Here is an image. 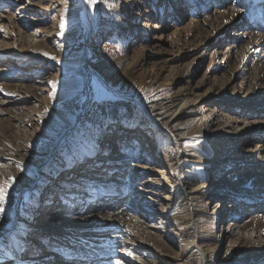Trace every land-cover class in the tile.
Instances as JSON below:
<instances>
[{
	"label": "rangeland",
	"instance_id": "1",
	"mask_svg": "<svg viewBox=\"0 0 264 264\" xmlns=\"http://www.w3.org/2000/svg\"><path fill=\"white\" fill-rule=\"evenodd\" d=\"M15 1L17 2L1 0L0 15L5 10L13 11L29 5L32 7L29 18L33 19L31 16L41 12L35 7L47 5L43 0L14 4ZM66 1L74 7L75 14V23L68 31L74 30L75 33L73 38L63 37L60 42H56L54 51L57 56L69 58L77 50L84 48L92 68L89 72L84 66H76L68 70L66 75L60 73V78L72 77L80 82L79 89L56 106L62 110L67 121L75 123L74 128L65 133V124L61 119L54 122L49 120L43 125L41 118L34 117L37 109L35 99L5 98L7 103L2 104L3 98H0V192L4 194L3 203L0 204V233L9 226L13 212H16L18 220L14 230L25 235L24 240H17L9 235L6 248L18 260L13 264H116L118 255L123 252L120 244H125L130 239L128 232L125 233L124 228L115 232L113 242L120 247L116 248L118 255H113L112 258L106 247L97 245V242L104 241L102 238L98 241V238L103 236L105 224L94 226V221L87 220L101 218L102 214L97 216L101 211L110 212L109 208H103L107 201L98 198L102 195V189L111 182V177L115 178L109 187L116 193L115 199L108 202L111 206L114 202L123 207L130 204L133 206L132 195L152 205L165 204L158 191L162 190V184L168 182L178 184L181 181L189 189H196L192 205L197 221L202 224L197 232L192 229L182 231L187 238L195 239L199 236L203 245L213 247L214 241L211 238L218 228L204 216L205 213H212L214 207L212 202L206 201L217 190L210 187V183L225 178L233 188L237 187L235 168L249 166L250 163L244 162V155L253 146L260 144L264 147V123L258 125L260 127L255 126L264 121V104L255 99L258 92L238 90L233 95L231 91L224 93L221 88L207 92L208 85L217 80L228 84V87L243 84V70L237 65L235 54L229 65L220 60L221 53L227 47L232 44L241 46L243 39L230 35L211 43L208 39L213 34L209 32V26H202L206 33L200 43H206L207 46L198 49L189 59L197 58L198 61L187 73L188 85H184L185 81H182V84L170 87L165 74L157 83L143 76L145 72L160 69L163 59L173 56L163 54L153 46L151 37L142 35L139 28L135 29L136 23L132 19L136 12L142 13L146 7H150L160 22L165 21L166 18L158 16L163 4L160 0H136L140 3L138 10L131 8L133 0H99L98 20L91 32L75 7L80 0ZM179 1L177 6L180 5L182 12L175 14L173 10L174 18L168 20H179L174 21L175 26L176 23L179 24V28L187 26L190 19L197 20L198 16L200 22L206 18L211 19L226 8L233 7V4L234 7L248 6L245 0H200L198 6H193L192 0ZM44 13L40 18L43 21H24V31L31 34L36 30H47L57 22L58 15L52 8ZM178 14L183 16L178 18ZM128 26L131 28L127 30ZM175 30L172 27L169 32L175 34ZM164 48L170 49L167 46ZM237 50L238 48L235 49L236 52ZM178 52L172 50L173 55ZM211 54H217L219 60H208ZM7 60V63L0 65V70L6 71L5 75L30 78L32 81L27 85L36 92L39 89L43 92V86H38L42 80L55 76L59 71L55 66L50 69L36 66L37 70H29L25 66H17L12 59ZM204 79H207L206 87L200 88V82ZM14 83H23V80ZM181 86L189 87L190 93L179 90ZM184 87L183 90L187 89ZM146 88L151 90L144 91ZM260 91H264V84ZM178 93L183 94L184 100L203 103L200 105L202 108L198 106L195 109L204 124L200 130L190 128L191 126L182 122L169 130L161 126L163 122L156 117L155 106L166 103ZM215 116L218 122L230 123V127L225 128V133L222 131L218 135H212L213 125L208 126L207 121ZM235 119L240 122L239 128L233 127ZM243 126L246 140L240 141L236 136L241 133ZM175 138L180 140L178 144L175 143ZM213 140L220 145L219 159L208 164L210 157L206 148ZM239 150L241 154H237ZM262 155L264 157V153ZM263 157L254 161L253 169L264 170ZM48 159L42 168L41 177L36 165H41ZM92 159H98V164L95 165ZM138 164L146 167V172L140 174ZM171 164H175V170L169 174L167 166ZM117 167L123 171L119 177L116 174ZM81 173L90 176L81 180ZM127 182H132L133 187L128 186ZM233 188L219 187L217 194L240 203L239 207L234 208L220 204L222 215L235 216L236 223H240L248 213H252L247 208L244 211L243 206L258 204L249 196L235 194ZM99 202L101 211L96 207ZM260 204L264 206V200ZM251 208L254 210L256 207ZM58 222L65 223L68 227L73 226L74 231L80 226L84 227L82 239L78 233L76 235L70 231V228L64 234L57 235L61 229L55 231L57 229L53 226ZM146 226L156 227L155 232L161 234L160 224L146 222ZM87 241L89 242L86 244ZM50 252L54 256H50ZM222 254L223 248L220 247L208 259L216 263ZM27 255L30 258L25 260ZM138 257L142 258V254H138Z\"/></svg>",
	"mask_w": 264,
	"mask_h": 264
},
{
	"label": "bare ground",
	"instance_id": "2",
	"mask_svg": "<svg viewBox=\"0 0 264 264\" xmlns=\"http://www.w3.org/2000/svg\"><path fill=\"white\" fill-rule=\"evenodd\" d=\"M22 1L29 2L28 0H17L14 4ZM43 1L47 5L36 6L35 8L41 10V12L38 11L31 16L33 19L29 18V11L32 8L29 5L17 8L13 11L5 10L3 15H0V65L7 63V59H12L17 66H25L29 70H37L36 66L46 67L47 69L55 66L59 71L57 70L55 76L47 77L45 80H42L40 82L41 84L38 86H43V92L40 91L39 88V91L36 92L35 89L27 85L28 82L32 81L30 78H26L25 76L5 75L6 71L0 70V98H3L1 103H7L5 98L9 100L16 98L23 99L24 97L35 99L37 102V109L34 117L41 118L43 125L49 122V120L54 122L57 119H61L65 124L64 127L66 130H72L75 123L71 120L67 121L62 110L56 106L58 103L70 98L79 89L80 82L78 79L72 77L60 78V73L66 75L68 70L76 66H84L89 71H92V68L89 65V60L84 52V48L77 50V52L69 58L57 56L54 51V44L60 42L59 40L63 37H74L73 34L75 31H68L75 23L74 7L66 0ZM160 1L163 4L159 8L158 16L166 18L165 21L160 22L159 18L156 17L155 12L152 11L150 7H146L142 13L136 12L132 19L136 23L135 29L139 28L142 35L150 36L154 41L153 46L157 47L163 54H171L173 58H164L162 61L163 66L160 69H154V71L150 73L145 72L143 74L144 77L152 79L153 83H157L160 77L165 74L168 86L171 87L176 84H182V81H185L184 85L187 86V80L189 78L187 73L191 71V68L198 61L197 58L189 59L198 49L207 46L206 43L200 42L205 38L204 33H206L203 31L202 26H209V32L213 34V37L208 39L211 43L219 38H225L230 35H236L243 39L241 46L237 47V44H232L230 47H227L224 52L221 51L222 53L220 55V60L225 63L227 62V65H229L230 60L235 54V61H237V65L239 67L241 66V70H243V74H241L243 84L240 86L233 84L228 87V84L217 80L215 83L208 85L207 92L216 91L218 88H221V91H224V93H230L228 91H231L234 95L238 90H241V92L253 90L255 93L258 92L255 98L256 101L264 104V91H260L264 84V0H245L248 4L246 7L245 5L234 7L233 4V7L226 8L223 12L215 15L211 19L206 18L204 21L201 20V22L199 21L200 16L197 17V20L190 19L187 26L181 28L177 26L179 25L178 23H176L177 27L174 23V21L179 20L172 19V21L168 22L169 19L174 18V12L175 14H177L176 12H182L180 10V5L177 6L180 1ZM199 1L200 0H192L191 3L193 6L196 4L198 6ZM138 4L140 3L133 0L131 8L138 10V8H140ZM75 7L80 12L87 29L91 32L98 20L99 0H95V3L92 4L86 2V0H80L79 4ZM1 8L2 4L0 2V9ZM49 8H52L58 15L57 22L47 30H36L31 34L24 31L22 25L24 21L29 19H31L32 23L43 21L40 18L44 16V12L49 11ZM173 10L175 11L172 12ZM122 11L124 12V9H122ZM178 16V18H180L183 15L178 14ZM172 27L176 29L175 34L169 32ZM129 28H131V26H128L126 29L128 30ZM164 46L170 49L166 50ZM237 48L238 52L235 51ZM172 50L179 52L173 55ZM211 55L208 60L213 61L218 59L217 54ZM251 67H253L252 70L254 69L253 72L250 69ZM248 71L250 72L248 73ZM20 80H23V83H14ZM206 80L207 79H204V81L200 82V88L207 84ZM183 87L184 86L179 87V90L190 93L191 90L189 87H184L187 88L185 90L182 89ZM149 90L151 89H144V91ZM1 103L0 105H2ZM202 104L203 103L198 100H184L183 94L178 93L166 103L157 104L155 106L156 117L163 122L161 126L166 130L173 128L174 125L179 122L191 126L190 128H198L200 130L204 124L197 112H195V109L198 108V106L202 108L203 106H200ZM149 115H151V113H149ZM165 118H168V120L166 121ZM151 119L154 118L151 117ZM51 123L52 122H50V124ZM239 123L240 122L235 119L233 121V127L239 128ZM262 123H264V121H260V123L255 124V126L257 125V127H260L258 125ZM211 124L213 125L212 135H218L222 131L225 133V128L230 127L228 121L218 122L216 116L207 121L208 126ZM157 125L160 126V123H157ZM244 127L245 126L240 129L242 134L240 133L236 136L240 141H243L246 137V134H243ZM178 140L176 138L174 139L176 144H178ZM219 147L220 145L215 143V140L212 141V144L207 146L206 151L210 157L208 164L218 161ZM239 152L240 150L237 154H241ZM263 153L264 147L260 144L255 145L244 155V162L246 164H253L254 161H258L260 156L263 157ZM5 157L7 156L5 155ZM48 157L50 158V156ZM48 161L49 159L44 161L41 165H36V170L41 177L43 174L42 168ZM92 161L95 165L98 164V159H92ZM250 164L249 166L243 165L240 168H235V172H237L236 189L230 185V181H225V178L210 183V187H214L217 190H215L216 193L212 196L206 198V201L212 202L214 207L212 213H205L204 216L209 223H215L218 228L214 237L211 238L212 241H214L213 247L203 245L202 238L199 236L195 239L187 238L184 231H182V229H192L197 232V228L202 224L197 221L196 212L192 205V201L197 194L196 189H189L181 181H179L178 184H170L168 182L167 184H162V190L158 191L161 201H164L165 204L161 203L159 204L160 206L152 205L141 198H137L138 196L135 197V195L131 194V200L134 202L133 206L130 204L123 207L118 204V202H114L111 206L108 202L115 199L114 194L116 193L114 190L110 189L109 185L114 181L115 177L109 179L111 182H108L109 184L102 189V195L98 198L101 201H107V205H103V208H109L108 210H110V212L102 213L100 209L101 204L99 202L96 204V207L99 208L101 212L98 213L97 216L102 214L101 218L95 217L93 219H87L89 221H94V226L105 224L103 228L106 230L103 232V236L98 238V241L101 240V238L104 239V241L97 242V245H103L104 248L106 247L105 249L109 250L108 253L110 257L118 255L116 248L122 245V256L118 255L120 258L118 257L116 264H264V206L260 204L264 200V170H257V168L253 169L254 164ZM137 166L140 174L146 172V167L139 164ZM174 166L175 164L167 166L169 174L175 170ZM116 171L118 177L122 175L123 171L120 167H117ZM81 174V180L90 176L86 173ZM228 177H230V175ZM127 185L133 187L132 182H127ZM222 186L230 189L233 188L236 191L235 194L249 196L253 202L258 204L256 206L250 204L242 205L244 211L247 208V211H251L252 213H248L246 218L239 221L240 223H236L235 216H224L221 214L220 204L224 206L227 205L229 208L239 207L240 204L237 200L231 201V199L217 194L220 190L219 187ZM151 187L150 185V190ZM153 191L156 193V188H154ZM116 197H118V195ZM251 207L256 208L253 210ZM12 216L13 219L9 226L0 233V264H13L18 261L16 260L17 256L14 255V253L8 252L6 248V245L9 243V235H12L17 240H24L25 238L24 234L15 232L14 230V226L17 224L18 220L16 212H13ZM59 222L55 223L56 226L53 224V228L56 227L57 229L55 231L61 229L60 232H57V235L64 234L63 232H66V229L70 228V231L75 232L74 234L76 235L78 233V236L81 238V234L85 231L84 227L81 226V228L78 227L76 231H74L72 229L73 226L68 227L65 223ZM146 222L153 225L160 224V235L164 236V238L155 232L156 227L152 228L146 226ZM123 228L125 233L128 232L130 238L128 239V244L121 243L120 245H116L113 242L115 232L121 231ZM46 234L49 235L48 233ZM88 242L89 241H87L86 244ZM223 242L224 244H222ZM220 247L223 248V254L216 263H212L208 257L214 255ZM140 253L142 254V258L139 259L138 254ZM49 254L50 256L53 255L51 252ZM28 258H30L29 255L25 257V260H28ZM43 262L47 263V261Z\"/></svg>",
	"mask_w": 264,
	"mask_h": 264
},
{
	"label": "snow or ice",
	"instance_id": "3",
	"mask_svg": "<svg viewBox=\"0 0 264 264\" xmlns=\"http://www.w3.org/2000/svg\"><path fill=\"white\" fill-rule=\"evenodd\" d=\"M86 2L92 4V3H95V0H86ZM3 200H4V194H3V192H0V204L3 203ZM0 210H2V209H0Z\"/></svg>",
	"mask_w": 264,
	"mask_h": 264
},
{
	"label": "water",
	"instance_id": "4",
	"mask_svg": "<svg viewBox=\"0 0 264 264\" xmlns=\"http://www.w3.org/2000/svg\"><path fill=\"white\" fill-rule=\"evenodd\" d=\"M90 72V71H89ZM69 130L67 129V130H65V133H67Z\"/></svg>",
	"mask_w": 264,
	"mask_h": 264
}]
</instances>
